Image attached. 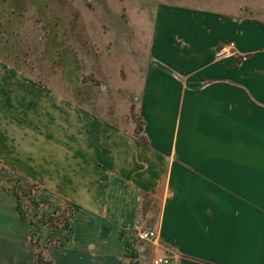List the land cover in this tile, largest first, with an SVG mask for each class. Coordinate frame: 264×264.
I'll use <instances>...</instances> for the list:
<instances>
[{
  "label": "crops",
  "instance_id": "1",
  "mask_svg": "<svg viewBox=\"0 0 264 264\" xmlns=\"http://www.w3.org/2000/svg\"><path fill=\"white\" fill-rule=\"evenodd\" d=\"M150 36L141 75L133 57L99 65L104 92L125 96L103 109L83 82L45 87L4 67L0 264H36L33 241L55 242L56 264H151L166 251L172 264H264V20L160 3ZM230 42L237 54L218 56ZM12 176L42 191L21 201Z\"/></svg>",
  "mask_w": 264,
  "mask_h": 264
},
{
  "label": "rangeland",
  "instance_id": "2",
  "mask_svg": "<svg viewBox=\"0 0 264 264\" xmlns=\"http://www.w3.org/2000/svg\"><path fill=\"white\" fill-rule=\"evenodd\" d=\"M160 3L242 7L264 20V0H0V84L5 67L45 87L60 89L53 80L62 83L64 79L65 86L78 93L84 91L82 86L77 88L83 82L87 90H98L89 99L98 100L102 109L112 99L125 100V96L111 98L104 92L112 84L98 73L99 65L113 61L125 64L133 57L137 75H141L149 56L154 9ZM123 66L130 78V68ZM116 68L112 75L125 90L127 84ZM134 101L129 115L137 121V96ZM10 181L13 194L21 201L42 191L41 186L21 184L14 176ZM21 215L30 218L24 209ZM53 218L57 217L49 219V226H53ZM37 224L46 223L38 219ZM39 245L44 260L52 261L49 249Z\"/></svg>",
  "mask_w": 264,
  "mask_h": 264
},
{
  "label": "built area",
  "instance_id": "3",
  "mask_svg": "<svg viewBox=\"0 0 264 264\" xmlns=\"http://www.w3.org/2000/svg\"><path fill=\"white\" fill-rule=\"evenodd\" d=\"M236 55V44L230 42L222 46L218 52V56L222 55ZM248 59L246 55L241 56V61L244 62ZM37 188H35L36 190ZM133 236L137 242H156L157 241V232L155 230L147 229H136L133 233ZM173 256L169 251H166L164 254L156 255L151 259V264H172Z\"/></svg>",
  "mask_w": 264,
  "mask_h": 264
},
{
  "label": "trees",
  "instance_id": "4",
  "mask_svg": "<svg viewBox=\"0 0 264 264\" xmlns=\"http://www.w3.org/2000/svg\"><path fill=\"white\" fill-rule=\"evenodd\" d=\"M137 122V128H136V131H135V133H136V135L141 139V140H143V141H145L146 142V139H145V137H144V135H142L141 133H142V131H143V129H142V124L141 123H139V121L137 120L136 121ZM0 169H1V167H0ZM67 223V216L66 215H64L63 217H61V218H53L52 219V225L53 226H58L59 224H61V225H64V224H66ZM52 243H54V242H52ZM52 243L51 244H48V245H45V249H48L49 247H50V245H52ZM33 245H34V247H35V249H36V264H56L53 260L51 261V260H49V261H45L44 260V257H43V255L41 254L42 253V251H41V249H39L40 248V245L37 243V242H34L33 241Z\"/></svg>",
  "mask_w": 264,
  "mask_h": 264
}]
</instances>
